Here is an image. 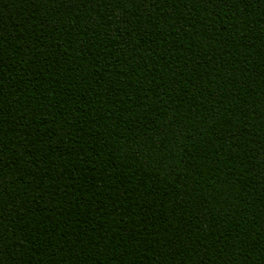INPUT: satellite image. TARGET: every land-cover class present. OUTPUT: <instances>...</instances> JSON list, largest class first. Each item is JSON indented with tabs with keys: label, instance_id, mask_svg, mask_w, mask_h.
Masks as SVG:
<instances>
[{
	"label": "trees",
	"instance_id": "trees-1",
	"mask_svg": "<svg viewBox=\"0 0 264 264\" xmlns=\"http://www.w3.org/2000/svg\"><path fill=\"white\" fill-rule=\"evenodd\" d=\"M0 264H264V0H0Z\"/></svg>",
	"mask_w": 264,
	"mask_h": 264
}]
</instances>
